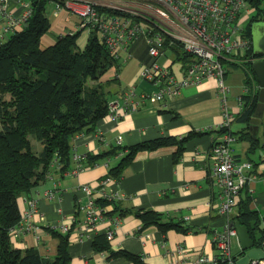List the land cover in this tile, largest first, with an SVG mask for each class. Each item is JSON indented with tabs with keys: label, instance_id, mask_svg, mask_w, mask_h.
<instances>
[{
	"label": "crops",
	"instance_id": "1",
	"mask_svg": "<svg viewBox=\"0 0 264 264\" xmlns=\"http://www.w3.org/2000/svg\"><path fill=\"white\" fill-rule=\"evenodd\" d=\"M15 3L16 1L9 0L7 6L18 13L20 9H17ZM250 12L252 13V10ZM48 17L51 27L40 38L41 48L52 45L60 35L79 30L76 44L79 49L84 48L90 32L87 28L79 26L80 19L77 15L67 10L53 11L52 8ZM83 29L87 32H82ZM82 33L84 36L80 37ZM127 51H131L130 55L124 51L119 54V60L122 62L120 71L117 73L110 70L104 78H117V82L108 87L109 101L118 100L121 103L126 100L134 105L135 109L124 111L116 120L105 116L97 126L102 132L103 140H99L94 132L78 135L73 140V151L80 154H97L118 145L130 146L160 136L183 137L191 131L213 132L190 138L185 143V150L175 162L172 158L175 147L139 151L123 170L118 181L111 178L104 185L101 181L105 180L108 168L119 161L120 152L105 158L107 161L102 159L80 172L71 171L76 165L74 160L70 165L71 170L63 174L52 170L47 178L18 198L20 223H24L28 201H35L38 214L32 218L39 226L41 238L37 242L32 234L21 230L16 235H11L14 247L21 250L32 248L43 257L53 259L58 245V237L55 234L59 232L58 225L70 223L73 216L78 214V207L86 198L81 186L89 185L93 189H103L108 194H115V203L125 212L120 214L118 209L115 213L108 214L104 221L96 225L90 239L78 240L75 231L63 233L69 235V264H134L122 256L109 257L110 250L140 255L147 264H199L198 260L202 254L215 257L220 253L214 244L213 231L222 230L227 219L216 212L220 186L211 174V149L223 135L219 136L215 131L222 122V102L215 80L206 79L199 84L184 86L178 94L161 101L152 98L141 99L158 87L156 83L139 76L141 65L151 63L153 58L147 53L142 38ZM154 60L164 66L172 78L179 79L182 76L184 65L172 58L168 48L165 47L163 54ZM159 60H163L162 63H159ZM229 70L227 67L224 80L228 87L226 104L233 114L228 130L234 134L247 130L257 140V145L249 151L247 141L237 140L235 135H230L233 138L231 146L236 161L248 162L251 165L247 173L249 179L236 199L231 216L236 215L237 202L248 196L251 198V207L262 219L264 117L251 116L253 123L249 122V126L236 120L241 110L239 98L244 91V77L241 74V79H238L236 73L229 74ZM130 88H133L134 96L124 99L126 91ZM128 209L152 210L162 214L167 220L202 226L205 230L182 234L173 229L162 233L155 226L141 229L140 219L133 213L126 212ZM110 210L112 211V206ZM114 218H118L120 223L115 227L113 237L107 240L110 250L94 249L91 245L92 238L104 234L105 229L112 226ZM235 243L238 251L234 254L231 251V255L239 257L241 250L236 240Z\"/></svg>",
	"mask_w": 264,
	"mask_h": 264
},
{
	"label": "trees",
	"instance_id": "2",
	"mask_svg": "<svg viewBox=\"0 0 264 264\" xmlns=\"http://www.w3.org/2000/svg\"><path fill=\"white\" fill-rule=\"evenodd\" d=\"M262 1L246 0L252 9L244 28L245 36L250 40L251 23L264 20ZM19 2L28 4L31 9L26 26L10 33L0 43V264H69V235L60 231L55 232L58 245L53 259L43 257L32 248L21 250L13 246L11 232L21 219L18 198L47 178L52 170L61 174L71 170L73 140L78 135L95 132L98 123L107 115L108 87L117 82V78L106 79L104 76L110 70L118 73L122 62L109 53L95 31H90L83 49H79L76 44L80 30L60 35L52 45L41 48L40 38L51 27L46 13L47 5L64 1ZM139 38L145 43L143 35L137 40ZM136 41L129 44L128 50ZM166 48L172 58L183 65L191 58L178 44H166ZM251 64L250 60L241 64L227 63V66H235L242 71L244 85L248 90L240 96L241 110L236 120L248 126L258 99L257 78ZM215 131L219 136L228 133L235 135L237 140L247 141L249 151L257 145L256 138L247 130L234 134L228 128L218 127ZM212 132L191 131L183 137L160 136L130 146L118 145L102 153H87L81 166H92L120 152L119 161L107 171L109 177L118 181L139 151L175 147L172 157L175 162L190 138ZM29 136L37 148H34ZM97 201L100 205L112 206V211L107 210L108 214L120 210L113 199ZM119 212L121 214L125 211ZM126 212L140 219L141 229L155 226L162 233L173 229L182 234L205 230L202 226L167 220L152 210L128 209ZM231 217L244 224L254 246H260L261 221L264 217L261 219L251 207L250 197L246 196L237 202L236 215ZM91 245L98 251L110 250L104 234L93 237ZM114 256H122L134 264H147L140 255L126 251L110 250L109 257Z\"/></svg>",
	"mask_w": 264,
	"mask_h": 264
},
{
	"label": "built area",
	"instance_id": "3",
	"mask_svg": "<svg viewBox=\"0 0 264 264\" xmlns=\"http://www.w3.org/2000/svg\"><path fill=\"white\" fill-rule=\"evenodd\" d=\"M9 0H0V43L6 37L20 30L31 15L28 4L16 1V13L7 6ZM56 1V0H55ZM54 2L55 9L63 7L80 19V27L95 31L109 53L120 59V52L128 54L129 44L143 35L148 47V54L153 58L149 65H141L139 76L157 84V89L141 97V99H155L161 101L166 97L178 94L179 90L188 85L199 84L206 79H214L218 94L222 102V122L219 127L229 128L233 114L228 110L226 97L228 87L225 84L227 63L241 64L245 61L264 60V54L255 55L252 41L245 36V20L249 18L252 9L246 0H63ZM249 14V16H248ZM248 16V18H247ZM246 20V21H247ZM166 44H178L183 51L191 55L185 63L182 76L174 79L167 69L154 59L163 54ZM252 49V52L249 50ZM183 65V64H182ZM244 86L243 93L247 92ZM134 96L133 88L125 93V98ZM241 107V100L239 98ZM135 109L126 100L119 102L112 100L108 103L106 117L116 120L121 113ZM99 140H103L102 132L97 128L94 132ZM232 136L224 133L212 147L211 174L220 186L219 200L216 212L226 217L222 230L213 231L214 244L220 251L218 258L202 254L199 264H235L231 255V242L237 239L235 229L229 227L232 209L236 199L249 179L247 176L251 168L248 162H238L235 159L231 142ZM74 150V149H73ZM72 150V158L76 162L72 172L84 169L81 161L85 154ZM70 171V172H71ZM111 177H105L104 185ZM85 200L79 205V212L74 215L70 223L58 225L62 233L76 232L77 239H90L91 232L96 225L107 218L111 205H100L97 199L114 200L115 194H108L103 189H93L89 185H82ZM97 194L98 196H95ZM28 209L24 214V223L12 229L11 235L24 230L40 240L39 226L33 222L32 216L38 214L34 200L28 201ZM79 215V216H78ZM21 221V219H20ZM120 223L118 218L112 220V226L105 229L107 240L113 237L115 227ZM262 234L260 248L264 251V218L261 221ZM90 237V238H89ZM247 264H264L260 260L250 259Z\"/></svg>",
	"mask_w": 264,
	"mask_h": 264
},
{
	"label": "water",
	"instance_id": "4",
	"mask_svg": "<svg viewBox=\"0 0 264 264\" xmlns=\"http://www.w3.org/2000/svg\"><path fill=\"white\" fill-rule=\"evenodd\" d=\"M26 26V23L24 24ZM252 48L255 55L264 54V20L254 21L250 25ZM252 70L257 78L258 99L252 114V118L264 117V60L251 62ZM252 118L250 124L253 123ZM229 227L237 232L242 254L234 261L235 264H247L250 259L260 260L264 258V251L254 246L253 240L249 236L247 227L237 220L230 219ZM240 251V252H241Z\"/></svg>",
	"mask_w": 264,
	"mask_h": 264
},
{
	"label": "rangeland",
	"instance_id": "5",
	"mask_svg": "<svg viewBox=\"0 0 264 264\" xmlns=\"http://www.w3.org/2000/svg\"><path fill=\"white\" fill-rule=\"evenodd\" d=\"M262 3H263V5H264V1H262ZM52 8H53V11H54V9H55V3H54V2L49 3V4L47 5V8H46L47 11H46V13H47L48 16H50V13H51ZM60 10L65 11V9H64L63 7H61ZM74 18H75V17H74ZM82 32H87V30H86V29H83ZM82 36H84V33H82V34L80 35V37H82ZM162 61H163V60H159V63H162ZM227 67H228V69H230L229 71L231 72V73H229V74L236 73V78L241 79V74H242V73H241V71H240V69H239L238 67H235V66H227ZM229 71H228V72H229ZM106 74H107V73H106ZM108 74H109V73H108ZM237 75H238V77H237ZM225 79H226V76H225ZM29 138L31 139L34 148H37V145H36L35 141L33 140V138L30 137V136H29ZM231 251H232L233 254H234L236 251H238V246H237V244L235 243L234 238L232 239V242H231Z\"/></svg>",
	"mask_w": 264,
	"mask_h": 264
}]
</instances>
